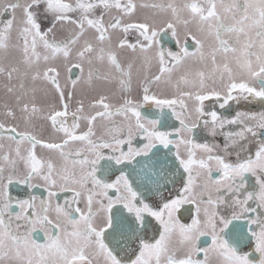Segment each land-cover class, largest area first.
Instances as JSON below:
<instances>
[{
	"label": "snow or ice",
	"instance_id": "snow-or-ice-1",
	"mask_svg": "<svg viewBox=\"0 0 264 264\" xmlns=\"http://www.w3.org/2000/svg\"><path fill=\"white\" fill-rule=\"evenodd\" d=\"M0 264H264V0H0Z\"/></svg>",
	"mask_w": 264,
	"mask_h": 264
},
{
	"label": "rangeland",
	"instance_id": "rangeland-1",
	"mask_svg": "<svg viewBox=\"0 0 264 264\" xmlns=\"http://www.w3.org/2000/svg\"><path fill=\"white\" fill-rule=\"evenodd\" d=\"M144 2L151 3L152 0H144ZM0 99H2L3 101L8 99L2 88H0Z\"/></svg>",
	"mask_w": 264,
	"mask_h": 264
},
{
	"label": "flooded vegetation",
	"instance_id": "flooded-vegetation-1",
	"mask_svg": "<svg viewBox=\"0 0 264 264\" xmlns=\"http://www.w3.org/2000/svg\"><path fill=\"white\" fill-rule=\"evenodd\" d=\"M3 102V100L2 99H0V103H2Z\"/></svg>",
	"mask_w": 264,
	"mask_h": 264
}]
</instances>
